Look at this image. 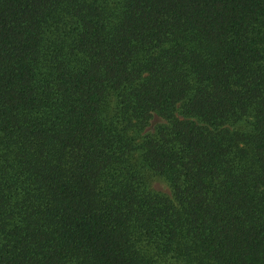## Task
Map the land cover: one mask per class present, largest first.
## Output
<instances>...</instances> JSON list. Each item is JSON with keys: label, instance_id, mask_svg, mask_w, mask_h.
<instances>
[{"label": "trees", "instance_id": "1", "mask_svg": "<svg viewBox=\"0 0 264 264\" xmlns=\"http://www.w3.org/2000/svg\"><path fill=\"white\" fill-rule=\"evenodd\" d=\"M0 264H264V0H0Z\"/></svg>", "mask_w": 264, "mask_h": 264}, {"label": "rangeland", "instance_id": "2", "mask_svg": "<svg viewBox=\"0 0 264 264\" xmlns=\"http://www.w3.org/2000/svg\"><path fill=\"white\" fill-rule=\"evenodd\" d=\"M159 121H161V119L158 117V116H153L151 119H150V122H149V125H148V129L150 127H152L153 125H155L156 123H158ZM154 189L156 190H159V191H162V192H166L167 191V187L164 185V183H162L161 181L159 180H155L152 182V185H151Z\"/></svg>", "mask_w": 264, "mask_h": 264}]
</instances>
